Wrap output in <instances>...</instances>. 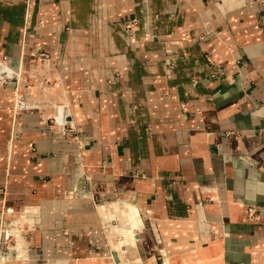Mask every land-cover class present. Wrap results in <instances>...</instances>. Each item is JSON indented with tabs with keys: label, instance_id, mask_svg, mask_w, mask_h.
<instances>
[{
	"label": "crops",
	"instance_id": "obj_1",
	"mask_svg": "<svg viewBox=\"0 0 264 264\" xmlns=\"http://www.w3.org/2000/svg\"><path fill=\"white\" fill-rule=\"evenodd\" d=\"M35 2L0 0V264H264V0Z\"/></svg>",
	"mask_w": 264,
	"mask_h": 264
},
{
	"label": "bare ground",
	"instance_id": "obj_2",
	"mask_svg": "<svg viewBox=\"0 0 264 264\" xmlns=\"http://www.w3.org/2000/svg\"><path fill=\"white\" fill-rule=\"evenodd\" d=\"M59 116H60V115H59ZM60 117H61V116H60ZM61 119H62L63 122L66 121V119H64V118H62V117H61ZM106 206L110 208V207H111V204H107V205H104V206H102V207H106ZM116 210L118 211L119 214H121V209H119L118 206L116 207ZM118 213H117V214H118ZM101 214H102V212H101ZM117 214H115V212H114L113 210H111V211L109 212V214H106V215H105L106 221H104V223H109V225H110V229L108 230V235L111 233L112 235H115L117 239L121 240L120 237H121L122 235L124 236V234L127 233V234H128V237H129V240L135 244V242H136V238H137V236H136V232H135L136 229H134V226H131V225L129 224V221L127 220L126 216H125L123 213H122V215H117ZM102 217H103V216H102ZM119 218H122L121 221H120ZM113 220H114V221H118V220L120 221V224L117 226V227H120V228L118 229V232L121 233L120 235H118V234L114 231V229L116 228V224H115V225L111 224V222H112ZM113 227H115V228H113ZM122 233H123V234H122ZM15 236H16V234H15ZM118 237H119V238H118ZM123 244H124V243H123Z\"/></svg>",
	"mask_w": 264,
	"mask_h": 264
},
{
	"label": "built area",
	"instance_id": "obj_3",
	"mask_svg": "<svg viewBox=\"0 0 264 264\" xmlns=\"http://www.w3.org/2000/svg\"><path fill=\"white\" fill-rule=\"evenodd\" d=\"M206 1H210V0H206ZM54 122L55 123H60L61 125H62V131L63 132H65V133H67V134H70V133H73L74 132V130H75V126H74V124L72 123V122H70V121H65V122H63L62 121V119H61V117L60 116H58V114H57V116L55 117V119H54ZM38 210H39V207H30V208H27L24 212H25V214L27 213V214H37V212H38ZM35 220V219H34ZM114 221V220H113ZM112 221V222H113ZM30 222H32V221H30ZM111 222V223H112ZM115 222V221H114ZM33 223V222H32ZM113 224V223H112ZM113 225H115V224H113ZM107 226V225H106ZM108 228V227H107ZM108 229H110V225H109V228ZM108 231V230H107Z\"/></svg>",
	"mask_w": 264,
	"mask_h": 264
},
{
	"label": "rangeland",
	"instance_id": "obj_4",
	"mask_svg": "<svg viewBox=\"0 0 264 264\" xmlns=\"http://www.w3.org/2000/svg\"><path fill=\"white\" fill-rule=\"evenodd\" d=\"M120 215H122V214H120ZM121 221V220H120ZM120 221L118 220V221H113L112 223L113 224H116V228L115 227H113V228H115L114 229V231L118 234V235H120L121 233L120 232H118V229L120 228V227H117L119 224H120ZM111 223V224H112ZM106 227H108L109 228V223H106ZM123 234V233H122ZM125 236V238H123ZM124 236L122 235L120 238L125 242V244H127V245H132V244H134L133 242H131L130 240H129V237H128V234L127 233H125L124 234ZM119 238V237H118ZM121 240H119L118 239V243L120 242Z\"/></svg>",
	"mask_w": 264,
	"mask_h": 264
},
{
	"label": "water",
	"instance_id": "obj_5",
	"mask_svg": "<svg viewBox=\"0 0 264 264\" xmlns=\"http://www.w3.org/2000/svg\"><path fill=\"white\" fill-rule=\"evenodd\" d=\"M38 9H39V0H36L34 6H33V11H32V25L35 24V21H36V16H37V13H38ZM113 255L115 256V258L118 260V253L117 252H114Z\"/></svg>",
	"mask_w": 264,
	"mask_h": 264
}]
</instances>
